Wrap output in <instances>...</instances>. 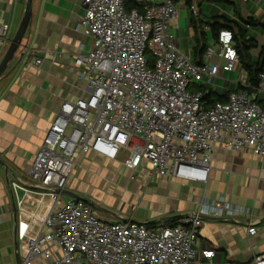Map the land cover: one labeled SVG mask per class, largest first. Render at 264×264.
<instances>
[{"label": "built area", "instance_id": "2783aa9c", "mask_svg": "<svg viewBox=\"0 0 264 264\" xmlns=\"http://www.w3.org/2000/svg\"><path fill=\"white\" fill-rule=\"evenodd\" d=\"M127 1L82 0L80 25L92 46L78 50L74 64L88 94L64 99L36 146L28 175L40 193V216L27 212L28 220H18L20 264H35L39 257L53 264H192L198 256L214 254L196 245L203 215L250 216L248 207L223 196L198 198L196 211L162 226L105 221L81 198L60 202L69 175L88 151L117 160L130 179L144 169L148 177L199 183L207 181L219 146L264 156V106L258 102L264 71L251 88L242 74L224 78L230 90L225 101L206 104L203 97L215 90L221 72L240 69L231 30H218L202 56L193 58L180 48L178 25H171L179 10L175 0H147L141 11L127 7ZM180 1L197 14L195 4ZM7 32L8 25L0 22V42ZM32 62L38 65L41 58ZM10 186L25 213L28 189L18 181ZM253 222L249 218V234L256 232ZM252 264H264V251Z\"/></svg>", "mask_w": 264, "mask_h": 264}, {"label": "crops", "instance_id": "0c3cea01", "mask_svg": "<svg viewBox=\"0 0 264 264\" xmlns=\"http://www.w3.org/2000/svg\"><path fill=\"white\" fill-rule=\"evenodd\" d=\"M229 1L234 4L215 0H189V4H195L197 15L206 19L223 14L242 23L241 18L253 17L260 25L247 26V33L263 45L264 0ZM175 2L179 10L171 25H178L180 48L199 58L195 52L199 43L194 40L190 22L192 14L186 3ZM25 3L26 0H0V22L8 25L7 38L0 42V58L18 28ZM82 13V0H31V16L21 43L0 76V264H20L18 220H28L27 212L40 216V193L28 175L36 146L60 103L88 94L85 81L77 78L74 64V54L92 46L91 37L80 25ZM204 30L207 41L211 40L209 26ZM257 55L258 48L253 49L252 56ZM35 57L41 58L40 64L32 62ZM221 74L223 78L215 80L218 93L228 89L224 78L234 80L238 74L245 77L241 68ZM218 80L222 82L217 83ZM258 102L264 106V92ZM144 173L143 169L130 179L129 171L117 160L85 152L69 175L60 202L74 198L94 201L102 208L97 211L92 207L98 213L95 215L105 221L131 219L162 226L173 217L196 211L198 198L211 201L223 196L233 204L248 207L250 216L203 215L196 245L211 249L214 254L210 258L198 256L192 264H252L253 256L264 251V156L219 146L213 153L205 183L148 177ZM13 181L28 189L23 200L25 213L16 205L10 186ZM47 202L45 196L42 203ZM249 218L254 220V234L247 232ZM32 222L34 231L37 222ZM35 264L53 263L39 257Z\"/></svg>", "mask_w": 264, "mask_h": 264}, {"label": "trees", "instance_id": "16d2710c", "mask_svg": "<svg viewBox=\"0 0 264 264\" xmlns=\"http://www.w3.org/2000/svg\"><path fill=\"white\" fill-rule=\"evenodd\" d=\"M215 1H225L227 3H233L229 0H215ZM189 3V0L187 1ZM148 4L146 1H127V7H134L141 11L144 5ZM234 4V3H233ZM242 23L237 22L235 19L228 18L226 15H212L207 19L200 14L192 15L191 24L194 32V40L199 43L198 47L195 48V52L200 57L205 51L208 45L206 39V31L203 26L208 25L212 38L216 37L218 30L221 28L230 29L232 32V40L238 55V63L242 71L245 73V77L248 85L255 87L259 82V74L264 71V44L259 45L258 42L250 37L247 33V26L260 25L253 17L241 18ZM258 48V55L254 58L252 56V50ZM203 89V86H199ZM238 86L235 88L237 89ZM230 90H226L223 93H218L215 90H209L204 94V100L206 104H211L216 101H225L227 98V93ZM178 217H173L170 219L168 225L176 224V219Z\"/></svg>", "mask_w": 264, "mask_h": 264}, {"label": "water", "instance_id": "95a60500", "mask_svg": "<svg viewBox=\"0 0 264 264\" xmlns=\"http://www.w3.org/2000/svg\"><path fill=\"white\" fill-rule=\"evenodd\" d=\"M30 16H31V0H26L25 9L23 12V16L20 20V23L18 25V28H17L16 32L14 33V35L12 36V38L10 39V42H9L5 52L3 53V55L0 58V76L2 75V72L6 68L8 62L12 59L16 49L20 45L21 40H22V36H23L25 29L28 25ZM62 191L63 190H61V192ZM89 203L91 204V206L93 207L94 210L99 211L100 209H102L99 206V204H97L94 201H90Z\"/></svg>", "mask_w": 264, "mask_h": 264}, {"label": "rangeland", "instance_id": "374dc122", "mask_svg": "<svg viewBox=\"0 0 264 264\" xmlns=\"http://www.w3.org/2000/svg\"><path fill=\"white\" fill-rule=\"evenodd\" d=\"M136 1H147V0H136ZM151 1H152V2H160L161 0H151ZM242 76H243V74H242ZM218 82L220 83V82H222V80H218L217 83H218ZM93 213H94V214H98V213L95 212V211H93Z\"/></svg>", "mask_w": 264, "mask_h": 264}]
</instances>
